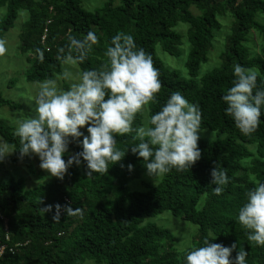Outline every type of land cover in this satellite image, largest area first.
I'll return each instance as SVG.
<instances>
[{
	"label": "trees",
	"instance_id": "16d2710c",
	"mask_svg": "<svg viewBox=\"0 0 264 264\" xmlns=\"http://www.w3.org/2000/svg\"><path fill=\"white\" fill-rule=\"evenodd\" d=\"M0 8L5 9L0 38L12 27L18 12H24L18 53L28 64L25 80L41 82L59 74L63 60L58 57L67 54L70 36L82 40L92 31L99 37L83 63L75 64L81 76L84 71L102 68L107 62L105 51L117 33L131 34L137 47L152 56L162 82L158 102L148 105V121L179 91L199 105L201 132L207 131L198 141L201 159L191 170L173 169L155 184L141 182L143 190L137 192L128 188L144 166L143 159L131 152L130 147L139 143L134 132L116 135V147L128 151L120 163L109 164L108 174L88 176L82 160L61 181L45 174L39 177L30 162L20 158L17 128L0 120V140L11 151L5 158L11 169L5 168V177L0 175V246H4L0 264H186L187 251L203 246L206 238H215L210 242L226 247L236 243L233 258L244 248L246 264H264V246L248 241V230L238 221L246 193L257 182H264V107L258 130L245 136L226 115L222 100L233 86L236 65L258 70L257 85L264 89V24L258 19L264 14V0H118L115 5L106 0L90 13L80 0H0ZM224 12L232 21L229 17L231 24L221 41L218 63L199 75L220 34L216 33L220 29L216 18ZM182 27L184 36L177 32ZM252 34L258 36L257 44L250 41ZM184 48L185 76L155 54L159 49L177 57ZM2 105L9 102L0 95ZM140 124L138 113L133 127ZM80 151L82 147L72 142L63 158ZM20 161L27 177L36 173L41 181L27 187L21 170L14 166ZM215 162L229 177L221 195L214 194L211 183ZM128 164L134 166L131 172ZM57 204L62 206L60 219L53 221ZM48 205L52 210L46 213L42 208ZM65 205L81 208L82 217L66 215ZM163 211L195 228L184 247L176 246L167 229L146 221Z\"/></svg>",
	"mask_w": 264,
	"mask_h": 264
},
{
	"label": "clouds",
	"instance_id": "9594fccd",
	"mask_svg": "<svg viewBox=\"0 0 264 264\" xmlns=\"http://www.w3.org/2000/svg\"><path fill=\"white\" fill-rule=\"evenodd\" d=\"M68 52L61 58L65 64L83 63L99 37L92 31L78 40L69 37ZM5 41L0 39V56L5 55ZM60 53H64L61 48ZM75 53V55H74ZM107 62L98 70H87L78 83L69 90H58L55 80H45L39 86L35 99V115L22 117L16 135L20 138L19 154L36 156L39 167L51 177L63 181L74 164H87V175L108 174L109 164L120 163L126 151L116 147V135L135 133L139 143L130 147L133 154L143 159L147 175L163 177L173 169L187 172L201 159L198 146L202 129V112L198 104L189 102L179 91L173 92L161 110L150 116L151 126L133 127L138 113L150 112V103H157L162 82L154 67L153 58L143 48H138L134 37L123 32L111 40L105 51ZM71 73L64 71L68 79ZM258 70L234 67L235 80L222 100L227 105L225 113L245 136L254 134L261 123L264 107V89L257 85ZM87 125L88 135L81 131ZM81 137H83L81 141ZM78 143L82 151L72 154L67 161L69 144ZM7 155L0 151V161ZM121 167H124L121 164ZM133 165L128 164L131 172ZM213 192L221 195L229 183L227 170L216 164L211 170ZM247 200L239 209L238 221L248 230V241L264 246V182H257L246 193ZM62 206L55 205L53 221H59ZM66 215H80L81 208L63 206ZM50 212L52 206L42 208ZM212 240H215L212 239ZM203 241V246L187 251L186 264H246L248 252L233 243L226 247L220 243ZM3 246V245H2Z\"/></svg>",
	"mask_w": 264,
	"mask_h": 264
},
{
	"label": "rangeland",
	"instance_id": "374dc122",
	"mask_svg": "<svg viewBox=\"0 0 264 264\" xmlns=\"http://www.w3.org/2000/svg\"><path fill=\"white\" fill-rule=\"evenodd\" d=\"M106 0H80L81 7L85 10L93 12L95 9L100 8ZM118 0H113V4H117ZM5 12L4 8H0V18L3 16ZM193 13L194 9L191 10ZM24 15L23 11L18 12V16L16 20L13 22L11 28H9L0 39L4 40L5 46L7 48V52L5 55L0 56V95L3 100L9 102V105H2L0 106V120L3 121L5 124L10 126L13 130L18 127V122L22 117L25 116H34L35 115V99L39 92V86L43 82H29L24 79V72L27 67V63L24 60V55L18 53V34L22 28V17ZM231 16L228 12H224L221 16H217V21L220 24V29L216 33H220L219 37L216 41L213 42V47L209 51L207 62L201 64L198 74L201 75L206 70L210 69L212 66L218 63L217 54L221 49V41L225 33L229 31L231 21ZM259 21L264 24V14L260 16ZM180 35H185V28H180L177 30ZM250 41H253L254 44H257L259 40L258 36L252 34L249 36ZM184 49H181L178 53L177 57H171L167 54L162 53L159 49L155 51L157 57H159L160 61H163L165 65H167L171 69H175L179 71L182 76H185L184 71V61H185V53ZM69 71L72 75L70 78L65 79L63 77L64 71ZM51 80L56 81V87L58 90L67 91L70 89L72 83H78L80 81L79 71L76 65L72 64H65L63 61L60 65V73L55 75ZM15 104V105H14ZM13 105V106H11ZM148 107V106H147ZM141 115V126H147V112L140 113ZM84 135H88L87 132V125L81 129ZM117 135V134H115ZM207 135V131H203L199 133V136L204 137ZM212 138V134L210 136ZM81 141L83 137L80 138ZM78 144V143H77ZM0 150L4 153L8 154L11 153L10 149L4 144L2 140H0ZM71 156L68 154L65 158V161ZM6 158V157H5ZM5 158L3 159L2 163V172L0 175L5 177V168L11 169V165L5 164ZM32 167L40 174L39 177L43 176H50L46 171L42 170L39 167L40 161L39 158L36 156L28 157L25 156ZM21 170V174H23L24 182L26 183L27 187H31L35 183L41 181V179H37V174L34 173L32 176H26L24 165L22 161L14 164ZM147 169L143 166L142 172L138 179H134L128 185L129 190L133 191H141L143 187L141 186V182L155 184L159 178H152L149 177L147 174ZM32 178L33 180H31ZM36 178V179H35ZM26 187V186H25ZM146 221H150L160 227L167 229L175 238L176 246L178 248L184 247L189 239H191L192 234L195 232V228L188 223L179 220L170 215L168 211H163L160 214L155 215L151 219H147ZM190 228L192 230H190ZM254 255V253H252ZM84 264H93L91 262L84 263Z\"/></svg>",
	"mask_w": 264,
	"mask_h": 264
},
{
	"label": "built area",
	"instance_id": "2783aa9c",
	"mask_svg": "<svg viewBox=\"0 0 264 264\" xmlns=\"http://www.w3.org/2000/svg\"><path fill=\"white\" fill-rule=\"evenodd\" d=\"M3 248H4V246H0V255L2 253Z\"/></svg>",
	"mask_w": 264,
	"mask_h": 264
}]
</instances>
